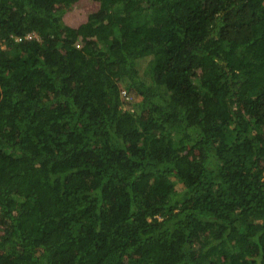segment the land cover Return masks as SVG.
I'll return each instance as SVG.
<instances>
[{
	"label": "trees",
	"instance_id": "trees-1",
	"mask_svg": "<svg viewBox=\"0 0 264 264\" xmlns=\"http://www.w3.org/2000/svg\"><path fill=\"white\" fill-rule=\"evenodd\" d=\"M0 264H264V0H0Z\"/></svg>",
	"mask_w": 264,
	"mask_h": 264
},
{
	"label": "rangeland",
	"instance_id": "rangeland-1",
	"mask_svg": "<svg viewBox=\"0 0 264 264\" xmlns=\"http://www.w3.org/2000/svg\"><path fill=\"white\" fill-rule=\"evenodd\" d=\"M147 67H148V60L145 59V60L140 61V62L138 63V65L136 66V69L138 70L139 74L143 77V75H144V73H145ZM124 85H125V82L121 84L122 87H123ZM132 98H133V99H132ZM132 98H131V97H128V98H127V99H128L127 101H130L131 99H132V101L135 100L134 96H133ZM126 108H128V106H126Z\"/></svg>",
	"mask_w": 264,
	"mask_h": 264
},
{
	"label": "built area",
	"instance_id": "built-area-1",
	"mask_svg": "<svg viewBox=\"0 0 264 264\" xmlns=\"http://www.w3.org/2000/svg\"><path fill=\"white\" fill-rule=\"evenodd\" d=\"M121 95H122V97H125V100H128V99H127L128 97H126V94H125L124 91L121 92Z\"/></svg>",
	"mask_w": 264,
	"mask_h": 264
}]
</instances>
